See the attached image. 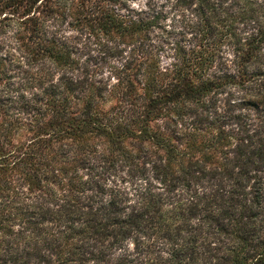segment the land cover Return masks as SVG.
<instances>
[{"label": "trees", "instance_id": "obj_1", "mask_svg": "<svg viewBox=\"0 0 264 264\" xmlns=\"http://www.w3.org/2000/svg\"><path fill=\"white\" fill-rule=\"evenodd\" d=\"M183 1L160 64L142 9L0 0V264H264V0Z\"/></svg>", "mask_w": 264, "mask_h": 264}, {"label": "rangeland", "instance_id": "obj_2", "mask_svg": "<svg viewBox=\"0 0 264 264\" xmlns=\"http://www.w3.org/2000/svg\"><path fill=\"white\" fill-rule=\"evenodd\" d=\"M119 10L132 7L142 9L145 13L156 15V24L150 29L147 40L152 52L160 64L171 58L173 45L186 40L190 6L183 0H104ZM61 31L65 33L72 45V54L85 66L88 75L96 81H113L120 73L123 53L117 48L109 47L111 40L105 44L101 32L88 34L78 24L63 22ZM264 49V47H263ZM106 106V104H104Z\"/></svg>", "mask_w": 264, "mask_h": 264}]
</instances>
